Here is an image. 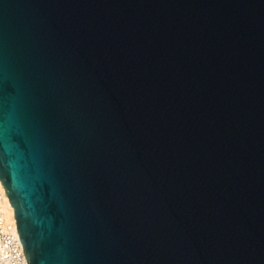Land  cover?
Here are the masks:
<instances>
[{
  "label": "water",
  "instance_id": "water-1",
  "mask_svg": "<svg viewBox=\"0 0 264 264\" xmlns=\"http://www.w3.org/2000/svg\"><path fill=\"white\" fill-rule=\"evenodd\" d=\"M0 179L28 264H264V0H0Z\"/></svg>",
  "mask_w": 264,
  "mask_h": 264
},
{
  "label": "built area",
  "instance_id": "built-area-1",
  "mask_svg": "<svg viewBox=\"0 0 264 264\" xmlns=\"http://www.w3.org/2000/svg\"><path fill=\"white\" fill-rule=\"evenodd\" d=\"M0 264H28L19 239L14 207L5 186L0 191Z\"/></svg>",
  "mask_w": 264,
  "mask_h": 264
},
{
  "label": "bare ground",
  "instance_id": "bare-ground-1",
  "mask_svg": "<svg viewBox=\"0 0 264 264\" xmlns=\"http://www.w3.org/2000/svg\"><path fill=\"white\" fill-rule=\"evenodd\" d=\"M4 189V185H3V183H2V181H1V179H0V191L1 190H3ZM14 207V206H13ZM14 211H15V208H14Z\"/></svg>",
  "mask_w": 264,
  "mask_h": 264
}]
</instances>
